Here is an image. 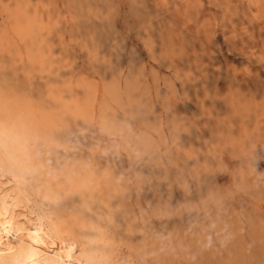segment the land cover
<instances>
[{
  "label": "rangeland",
  "instance_id": "1",
  "mask_svg": "<svg viewBox=\"0 0 264 264\" xmlns=\"http://www.w3.org/2000/svg\"><path fill=\"white\" fill-rule=\"evenodd\" d=\"M0 110L84 264H264V0H0Z\"/></svg>",
  "mask_w": 264,
  "mask_h": 264
},
{
  "label": "bare ground",
  "instance_id": "2",
  "mask_svg": "<svg viewBox=\"0 0 264 264\" xmlns=\"http://www.w3.org/2000/svg\"><path fill=\"white\" fill-rule=\"evenodd\" d=\"M46 87V86H45ZM63 88V87H62ZM59 89V88H58ZM47 90V89H46ZM56 90V89H55ZM49 92V91H48ZM53 92V91H52ZM61 92V91H60ZM64 92V91H63ZM54 94V93H53ZM52 94V95H53ZM62 95H66L63 93ZM55 96V95H54ZM53 96V97H54ZM57 96V95H56ZM38 97V96H37ZM48 97V96H46ZM58 97V96H57ZM60 97V96H59ZM52 98V97H50ZM62 100H67V98ZM57 101L63 103L64 101L62 100ZM49 100V99H48ZM53 100V98H52ZM56 101V99H54ZM40 103V102H39ZM68 103V101H67ZM50 104V103H49ZM31 105V104H30ZM29 105V106H30ZM40 105V104H39ZM51 105V104H50ZM63 105V104H62ZM52 106V105H51ZM61 106V105H59ZM67 106V105H65ZM28 107V106H27ZM34 107V106H33ZM42 107V106H41ZM46 107V106H45ZM44 107V108H45ZM14 108V107H13ZM12 108V109H13ZM55 108V106H54ZM54 108H52L54 110ZM60 108V107H59ZM58 108V109H59ZM63 108V107H62ZM2 109V108H1ZM11 109V108H10ZM15 109V108H14ZM30 109V108H29ZM42 109V108H41ZM49 109V108H48ZM56 108V110H58ZM67 109V108H66ZM65 109V110H66ZM1 111V110H0ZM27 111V110H26ZM11 112V111H9ZM8 112V113H9ZM31 112V111H30ZM46 112V111H44ZM63 112V111H62ZM19 113V111H18ZM48 111L46 112L45 115L48 116ZM51 113V112H50ZM16 114V112H15ZM41 114V113H40ZM56 114V113H55ZM9 115V114H8ZM3 116V115H1ZM25 116V115H24ZM46 116V117H47ZM54 116V115H53ZM4 117V116H3ZM45 117V116H44ZM2 118V117H1ZM26 118V117H25ZM39 118V117H38ZM6 119V118H5ZM9 119V118H8ZM13 119V118H12ZM11 119V120H12ZM23 119V118H22ZM3 120V119H2ZM9 120V121H11ZM16 120V119H15ZM7 121V120H6ZM5 121V122H6ZM14 121V120H13ZM24 121V120H23ZM8 122V121H7ZM31 122V121H30ZM42 122V121H41ZM10 122H8L9 124ZM14 123V122H13ZM27 124V122H24ZM17 124V122H16ZM42 124V123H41ZM31 125V124H30ZM34 127V126H33ZM41 127V126H39ZM18 128V125L17 127ZM11 129V128H10ZM32 129V128H31ZM43 130V128H42ZM24 131V129H23ZM32 131V130H31ZM16 132V131H15ZM36 132V131H35ZM42 132V131H41ZM45 132V131H44ZM57 133V132H56ZM18 134V133H17ZM59 134V133H58ZM16 135V134H15ZM30 135V134H29ZM10 136L11 133L8 130V125L5 124L3 121L0 119V181L2 184H7L12 181H18L19 185L23 184V182L30 184L29 180L25 177L24 172H23V167L21 163L17 160H14L13 158L10 157V155L7 153V151L4 149V144L7 142H10ZM15 137V136H14ZM28 137V136H27ZM54 137H57L55 134ZM19 138V137H18ZM21 138V137H20ZM32 138V137H31ZM34 139V137H33ZM42 139V138H41ZM40 139V140H41ZM12 140V139H11ZM20 140V139H19ZM47 140V139H46ZM23 141V140H22ZM32 141V140H31ZM38 141V140H37ZM36 141V142H37ZM43 141V140H42ZM35 142V144H37ZM52 142V141H51ZM59 142V141H58ZM62 142V141H61ZM19 143V142H18ZM33 143V142H31ZM30 144V143H29ZM33 144L34 146H36ZM24 145V144H22ZM32 146V147H34ZM48 144H46V147ZM37 147V146H36ZM45 150L47 148L44 147ZM51 149V148H50ZM27 150V149H26ZM33 150V149H32ZM37 150L40 151V149L37 148ZM37 150H35L37 152ZM34 151V150H33ZM34 151V152H35ZM44 152V151H43ZM29 153V152H28ZM39 153V152H38ZM36 153V154H38ZM32 154V153H31ZM35 154V153H34ZM39 157V155H38ZM46 157V156H45ZM37 159V158H36ZM69 160H67L66 163H68ZM48 162H46L47 164ZM65 163V164H66ZM41 164V163H40ZM45 164V165H46ZM62 164V163H61ZM63 164V165H65ZM70 164V163H68ZM67 164L69 170L70 166ZM74 164V163H73ZM72 164V165H73ZM50 166V165H49ZM51 167V166H50ZM66 167V165H65ZM77 167V166H76ZM47 168V166L45 167ZM53 168V167H52ZM48 169V168H47ZM59 169V167H58ZM57 169V170H58ZM75 169V168H74ZM73 169V170H74ZM56 170V171H57ZM68 170V171H69ZM46 171V170H45ZM65 172V171H64ZM67 172V171H66ZM70 173V172H69ZM75 172L72 174L70 173V176H74ZM30 174V173H29ZM34 174V173H33ZM41 174V172H40ZM49 174V173H48ZM57 174V173H56ZM67 174V173H65ZM60 175V174H59ZM68 175V174H67ZM59 177V176H57ZM79 177V175H78ZM60 178V177H59ZM76 181V176L74 177ZM73 178V179H74ZM78 180V179H77ZM74 181V180H73ZM85 182V181H84ZM48 183V182H47ZM11 184V183H10ZM79 184V183H77ZM81 184V183H80ZM8 185V184H7ZM14 185V184H13ZM18 185V186H19ZM6 186V185H5ZM55 186V185H54ZM17 187V185H16ZM20 187V186H19ZM22 187H20L21 189ZM14 189V188H13ZM33 189V188H32ZM58 190V189H57ZM17 191V190H15ZM23 191V189H22ZM54 191V190H53ZM22 192L20 191L19 194ZM8 194V193H7ZM17 194V193H16ZM58 194V193H57ZM86 194V193H85ZM18 195V194H17ZM20 196V195H19ZM58 196V195H57ZM82 196V195H81ZM8 197V196H7ZM5 195L0 196V255H9L12 254L13 252V247L19 243L20 241V236H19V230L20 228L15 225L16 219L15 216H9L8 214V208L13 210H18V214L16 215L18 220H20L24 224V229L25 233H29L30 236V242L27 243L28 245H22L18 247V249H26L27 253L25 254V257L23 259H20L17 261V264H50L49 261L47 260V256H52L55 258L56 264H84V260L80 257V255L73 250L69 248V246L62 242L57 235H53L52 238H49L48 236V231L45 229L44 223L41 218L39 217H33L31 215L32 211L31 209L26 205V204H20L17 202L12 203L13 205H10L11 203L7 202ZM15 197V196H14ZM18 197V196H17ZM53 197V196H52ZM83 197V196H82ZM10 198V197H9ZM19 198V197H18ZM11 199V198H10ZM22 200V197H21ZM24 201V199H23ZM26 202V200H25ZM28 204V202H27ZM77 209V208H76ZM80 209V207H79ZM81 210V209H80ZM82 212V211H81ZM78 212V213H81ZM34 213V212H33ZM35 215V214H34ZM36 219V220H35ZM43 219V218H42ZM47 232H46V231ZM21 243V242H20ZM14 250V251H16ZM49 259V258H48ZM51 259V258H50ZM54 262V261H53Z\"/></svg>",
  "mask_w": 264,
  "mask_h": 264
}]
</instances>
